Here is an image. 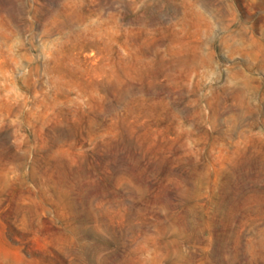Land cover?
Listing matches in <instances>:
<instances>
[{
    "label": "rangeland",
    "instance_id": "obj_1",
    "mask_svg": "<svg viewBox=\"0 0 264 264\" xmlns=\"http://www.w3.org/2000/svg\"><path fill=\"white\" fill-rule=\"evenodd\" d=\"M0 264H264V0H0Z\"/></svg>",
    "mask_w": 264,
    "mask_h": 264
}]
</instances>
